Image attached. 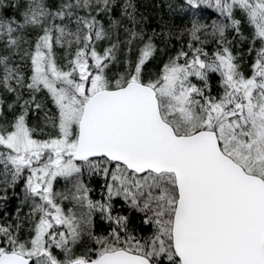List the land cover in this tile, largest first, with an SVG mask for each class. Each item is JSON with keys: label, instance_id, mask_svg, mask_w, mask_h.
<instances>
[{"label": "snow or ice", "instance_id": "snow-or-ice-1", "mask_svg": "<svg viewBox=\"0 0 264 264\" xmlns=\"http://www.w3.org/2000/svg\"><path fill=\"white\" fill-rule=\"evenodd\" d=\"M0 264H264V0H0Z\"/></svg>", "mask_w": 264, "mask_h": 264}]
</instances>
